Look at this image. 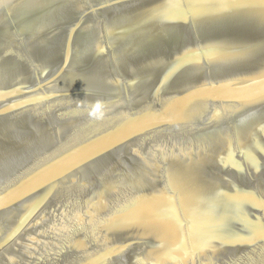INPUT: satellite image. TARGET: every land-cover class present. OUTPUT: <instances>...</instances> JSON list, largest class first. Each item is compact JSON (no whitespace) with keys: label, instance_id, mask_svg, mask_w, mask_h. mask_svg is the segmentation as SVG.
I'll return each mask as SVG.
<instances>
[{"label":"water","instance_id":"obj_1","mask_svg":"<svg viewBox=\"0 0 264 264\" xmlns=\"http://www.w3.org/2000/svg\"><path fill=\"white\" fill-rule=\"evenodd\" d=\"M0 264H264V0H0Z\"/></svg>","mask_w":264,"mask_h":264}]
</instances>
